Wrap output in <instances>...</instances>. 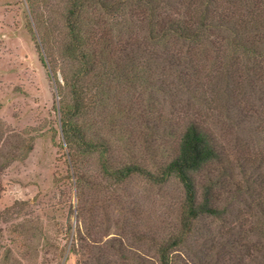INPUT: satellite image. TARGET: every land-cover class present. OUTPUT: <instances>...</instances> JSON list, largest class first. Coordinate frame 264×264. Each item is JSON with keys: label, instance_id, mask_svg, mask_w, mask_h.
Here are the masks:
<instances>
[{"label": "rangeland", "instance_id": "obj_1", "mask_svg": "<svg viewBox=\"0 0 264 264\" xmlns=\"http://www.w3.org/2000/svg\"><path fill=\"white\" fill-rule=\"evenodd\" d=\"M61 5L0 0V264L8 255V264H76L67 251L79 233L103 243L115 236L131 241L133 233L166 241L178 232L184 194L176 181L162 186L136 175L112 186L93 157L71 168L73 157L60 133L66 96L58 60ZM111 30L110 42H120ZM145 51L163 54L158 47ZM169 52L178 66L153 59L129 78L106 80L102 92H93L83 120L88 133L109 145L118 165L141 166L155 175L177 155L190 124L211 137L233 168L238 160L248 167L264 157V108L249 92H239L242 63L225 66L221 48L176 46ZM225 74L233 85L230 100L219 80ZM257 82H264V73ZM253 213L241 209L237 217L206 219L197 241L236 230L240 250L232 255L244 264L253 249L264 247L246 236ZM135 247L156 258L154 249Z\"/></svg>", "mask_w": 264, "mask_h": 264}, {"label": "trees", "instance_id": "obj_2", "mask_svg": "<svg viewBox=\"0 0 264 264\" xmlns=\"http://www.w3.org/2000/svg\"><path fill=\"white\" fill-rule=\"evenodd\" d=\"M61 1L57 13L64 36L58 60L66 96L60 107V133L73 157L71 168L77 170L78 161L93 157L100 175L112 186L142 175L162 186L176 181L184 194L173 237L160 241L133 233L131 241L115 236L95 243L79 233L67 251L76 257V264H201L202 256L205 264H240L232 255L240 250L235 246L238 231L218 233L211 241L209 235L199 241L197 236L204 220L237 217L241 209H254V225L246 236L264 246V157L248 167L238 160L233 168L211 137L190 124L182 133L177 155L155 175L141 166L118 165L109 145L88 133L83 122L92 93L102 92L106 80L127 79L153 59L178 66L169 52L176 46L221 48L219 58L225 66L240 62L245 69L239 92H249L264 108V82H257L264 73V0ZM110 27L120 42H110ZM148 46L161 48L163 54H147ZM230 79L227 74L219 78L229 100ZM135 246L154 249L156 258H147ZM9 259L8 255L6 264ZM244 264H264V247L253 249Z\"/></svg>", "mask_w": 264, "mask_h": 264}]
</instances>
